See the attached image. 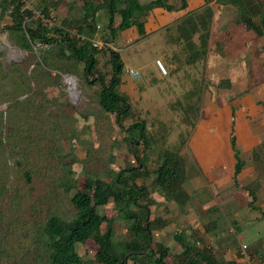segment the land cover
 <instances>
[{
  "label": "rangeland",
  "instance_id": "1",
  "mask_svg": "<svg viewBox=\"0 0 264 264\" xmlns=\"http://www.w3.org/2000/svg\"><path fill=\"white\" fill-rule=\"evenodd\" d=\"M28 1L37 8L35 0ZM241 1L244 10L229 0H210L209 16L204 8L191 15L195 31L189 21H182L179 28L126 42L110 35L107 12L99 11L95 33L106 45L97 55L98 71L108 79L110 51L120 54L124 70L119 91L128 95L131 104L123 125L143 121L147 146L124 139L114 116L98 103L97 83L87 84L81 71L68 72L72 61L55 56V48L18 45L16 34L6 30L11 23L8 12L0 16V135L5 140L0 147V188L7 190L4 222L10 218L13 222L11 229L4 228L16 231L7 235L9 245L24 239L20 215L30 208L42 216L46 211L64 218L72 215L70 197L75 190L65 192L64 179L82 187L87 177L110 178L111 171L137 165L134 149L146 157L151 171L161 152L171 149L179 150L186 160L190 199L184 206L167 201L152 188L151 173L138 181L150 190V218L160 217L165 223L155 225L152 246L161 242L171 253H179L182 248L173 238L179 233L191 244L211 247L221 260L231 259L245 245L248 256L239 253L238 261L264 264L260 214L264 210V37L239 22L244 15L258 22L264 0ZM76 7L77 0L61 1L54 12L55 25L65 15L78 17ZM201 15L207 20L209 41L206 52L192 60L193 53L202 50ZM157 59L166 74L157 68ZM129 69L138 73L133 76ZM232 125L245 163L237 175L229 143ZM259 147L263 163L255 168L252 150ZM24 171L30 174V183ZM254 181L260 183L254 202L260 210L248 206L252 198L242 187ZM99 212L112 219L114 240L130 238V221L118 214L112 199ZM78 250L84 259L94 261L97 245L89 239ZM166 260L174 263L172 255Z\"/></svg>",
  "mask_w": 264,
  "mask_h": 264
},
{
  "label": "trees",
  "instance_id": "2",
  "mask_svg": "<svg viewBox=\"0 0 264 264\" xmlns=\"http://www.w3.org/2000/svg\"><path fill=\"white\" fill-rule=\"evenodd\" d=\"M63 0H36L37 8L46 15L59 9ZM81 1L78 17L65 15L59 25H49L31 18L30 9L23 6L18 0H0V16L8 12L11 23L6 26L8 32L16 34L18 45L30 49L32 44L39 43L49 48H55V56L72 61L68 72L82 73L89 85L98 84L97 100L105 113L112 114L120 131H124V139L130 144L132 141L139 145L147 146L148 136L143 121H136L128 127L123 121L129 115L131 104L126 95L119 91L121 75L124 64L117 51H110L109 61L112 72L107 79L98 71V53L102 49L92 46L90 39L96 30L95 21L101 9L107 12V29L112 37L118 36V32L131 25H135L141 37L145 36L144 21L146 15L156 6L172 9L165 0H152L141 4L138 0H79ZM242 7L241 0H229ZM180 8L187 5V0H180ZM10 6L12 8L10 9ZM119 14L120 22L114 25V18ZM242 22L247 29L253 30L259 37H264V12L255 22L250 15H244ZM204 30L199 34L200 52L195 51L192 60L199 53L206 52L209 39L207 20L201 21ZM193 31H195L193 29ZM84 36V39L81 38ZM43 64L48 65L46 58H42ZM10 136V135H9ZM4 138L0 135V147L4 145ZM229 143L234 151L235 171L234 175L241 172L244 160L239 157L236 133L231 127ZM252 150V160L255 168L263 163L262 151ZM134 160L137 165H132L111 171L110 178L87 177L82 187L70 179H64L61 186L65 192L75 190L70 197L73 208L72 215L68 218L59 216L54 212L36 214L30 208L25 215H20L19 229L24 239L16 245H9L8 234H12L15 228L12 218L4 222L8 203L4 199L7 190L0 188V264H242L238 261L239 251L234 253L231 259L221 260L216 257L211 247H198L185 241L179 233L173 238L178 241L182 251L171 253L168 246L156 242L152 246L151 240L155 225L164 226L160 217L150 218V190L144 183L150 173L153 175L151 186L161 191L167 201L179 206H184L190 199L185 187L187 181V164L179 150L165 149L157 158V165L149 171L146 167L144 155L133 150ZM264 172V167L261 168ZM25 181L30 183L31 177L27 171L23 172ZM258 181L242 184L247 195L252 199L248 206L252 209L260 208L255 205L257 199L256 190ZM12 196L11 205L15 197ZM112 199L114 207L121 217L129 220V239L114 240V228L112 219L105 214H100L99 208ZM264 218V210H260ZM18 223V222H17ZM104 226V229H103ZM6 229H5V228ZM20 235V236H21ZM93 240L97 245L94 261L86 260L80 254L78 245L87 240ZM24 243V244H23ZM172 255L174 263L166 259ZM94 262V263H93ZM263 264V263H262Z\"/></svg>",
  "mask_w": 264,
  "mask_h": 264
},
{
  "label": "crops",
  "instance_id": "3",
  "mask_svg": "<svg viewBox=\"0 0 264 264\" xmlns=\"http://www.w3.org/2000/svg\"><path fill=\"white\" fill-rule=\"evenodd\" d=\"M141 4L150 2L152 0H138ZM166 4L172 6V9H166L164 7L156 6L152 8L146 15L142 16V20L144 21V30L145 36L141 37L137 31L135 25H131L130 27L121 30L118 32V39L122 42H126L128 40H138L145 38H152V36L156 35L161 29H169L171 27H180L182 21H189L191 27L195 30L194 23H192L191 15H195L197 10L204 8V11L207 12V15H210V0H187V5L184 8H180V0H165ZM36 2V0H35ZM81 1L77 0V7L79 10ZM100 14V13H99ZM98 14V15H99ZM193 15V16H194ZM206 18L205 16H200L201 21ZM120 22V16L118 14L114 18V25H118ZM180 36L183 38L186 36L185 30L183 27L180 29ZM96 30L94 31V35L92 38L96 37Z\"/></svg>",
  "mask_w": 264,
  "mask_h": 264
},
{
  "label": "built area",
  "instance_id": "4",
  "mask_svg": "<svg viewBox=\"0 0 264 264\" xmlns=\"http://www.w3.org/2000/svg\"><path fill=\"white\" fill-rule=\"evenodd\" d=\"M18 1L22 2L24 7L30 9V11H31V18L32 19L39 20L40 22H43L45 24L55 25V16H54V13L51 12V13H49V14L46 15L40 9L34 8L30 4V2L28 0H18ZM11 8H12V6H10V9ZM81 38L84 39V36H81ZM90 41L92 43V46L96 47L97 49L104 48L105 45H106L105 42L102 39H99L97 37L91 38ZM155 64H156L157 68L159 69V71L162 74H166L167 73L166 69L164 68L162 62L159 59H157L155 61ZM128 71L133 76H135L138 73L137 70H133V69H129ZM242 256L243 257H247L248 256L247 253H246L245 245H242V247L240 248V257H242Z\"/></svg>",
  "mask_w": 264,
  "mask_h": 264
},
{
  "label": "bare ground",
  "instance_id": "5",
  "mask_svg": "<svg viewBox=\"0 0 264 264\" xmlns=\"http://www.w3.org/2000/svg\"><path fill=\"white\" fill-rule=\"evenodd\" d=\"M13 47V46H12ZM68 77H73V76H68ZM74 78V77H73ZM67 81L69 82L68 78H67ZM72 85V84H71Z\"/></svg>",
  "mask_w": 264,
  "mask_h": 264
},
{
  "label": "clouds",
  "instance_id": "6",
  "mask_svg": "<svg viewBox=\"0 0 264 264\" xmlns=\"http://www.w3.org/2000/svg\"><path fill=\"white\" fill-rule=\"evenodd\" d=\"M102 49V48H101ZM69 76H71V75H69Z\"/></svg>",
  "mask_w": 264,
  "mask_h": 264
}]
</instances>
